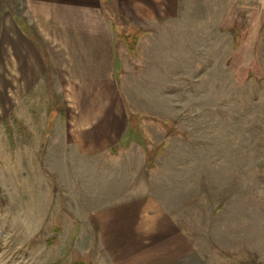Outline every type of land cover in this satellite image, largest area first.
I'll return each mask as SVG.
<instances>
[{"label": "rangeland", "instance_id": "obj_1", "mask_svg": "<svg viewBox=\"0 0 264 264\" xmlns=\"http://www.w3.org/2000/svg\"><path fill=\"white\" fill-rule=\"evenodd\" d=\"M140 2L5 0L51 64L34 126L14 90L0 113V264H264V0H161L152 22ZM70 49L86 82L109 76L82 90L108 135L74 123ZM136 200L152 221L116 239Z\"/></svg>", "mask_w": 264, "mask_h": 264}, {"label": "crops", "instance_id": "obj_2", "mask_svg": "<svg viewBox=\"0 0 264 264\" xmlns=\"http://www.w3.org/2000/svg\"><path fill=\"white\" fill-rule=\"evenodd\" d=\"M160 1L161 0H149V3L153 6H149L145 3L142 4V2H140L138 5H135V10L138 12L137 14L141 16L143 22H152L157 16L161 14L160 10L162 9V6ZM164 8H166V6H164ZM165 13H167V11H165ZM19 23L20 21L15 13H13L9 8L5 6V0H0V113L3 110L5 111V116H7V112L9 110L7 106V100L10 94L9 92H7V90H14L13 94L16 99V110H19V112L21 111V116L24 115V111H31L28 113H31V119L29 120V122L34 126V119H36L37 116L33 114V111L36 109L34 107V103L32 102L38 94V92L36 91L43 90V88L40 86L45 80L46 63L50 67L51 55L48 54V61H45V59L39 52V48L32 42L29 36H27L21 30ZM87 29L90 30V25L86 27V30ZM91 30L90 31L92 33L94 31L95 37L88 39V45H91L90 42L97 38L96 40L101 47L109 48V45L111 46V44L107 42L108 40L105 39V33L102 31L101 26H92ZM89 54L86 52L84 53L83 51V53H81L83 58H81L80 60H77L78 57L74 56L72 51L70 54L72 55L70 58L72 61L77 60V64L75 66L77 67L76 70H78V76L76 77L78 79L74 84L75 86L73 90H80L79 92H77V97L76 100H74L73 104V107L75 109L74 123L79 130L84 129V127L86 128V126H89L94 132L97 131L100 134L108 135L110 134V131L108 129L109 127H107L108 124H105L108 122H106L104 119L103 98L101 97V99L98 100V92H90L87 94L88 96H90L91 100L87 97H83L84 92H82V90H100L101 92L102 90H105L103 87V80L105 77H109L108 75H105V77L102 78L101 82H97L95 84H93L92 82H86L85 71L87 70V67L89 65ZM78 55H80V53H78ZM108 57H110V54L108 55ZM92 98H94V100H92ZM66 107H68V105L65 104V106L63 105L61 109L65 112L67 110ZM54 110L55 114L57 113V115H59L58 113L60 111H56V108H54L52 112H54ZM55 114L53 115V118ZM88 114L93 115L94 118L91 122L86 123V118H84L83 115L86 116ZM82 120H84V122ZM44 124H48L49 126L50 120L48 119V117H46ZM82 133H85V135L87 134L86 132ZM122 140L123 139L120 136V138L117 140V143H120ZM85 148L86 150H89L92 147L88 148L86 146ZM146 204L143 203L142 200H136L130 203L118 205L111 211L112 235L114 236L115 234H117L116 239L121 238L122 235L128 236L130 234L129 232H132L131 236L133 235V233L135 235L136 233H140L139 231H142L144 227L140 226L141 224L139 225L140 217H143V221L149 219L150 221H152L153 218H151L148 213L150 208L146 207ZM160 217L161 216L158 215L154 220V224L157 226L156 229L159 228L158 225L160 226V228L162 227V222L159 224ZM151 232L153 233L152 229ZM159 233L160 235L162 234L161 231H159ZM140 244L141 242H139V244L137 245L141 247L142 244ZM155 245L158 246V243H156ZM136 251L142 252L138 249H136ZM119 252H121V250ZM143 261H145L144 258L142 259L141 263Z\"/></svg>", "mask_w": 264, "mask_h": 264}]
</instances>
